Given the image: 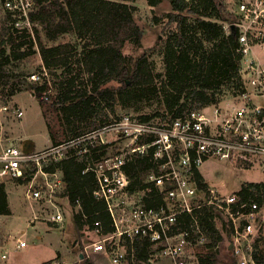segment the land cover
Here are the masks:
<instances>
[{
	"label": "trees",
	"instance_id": "16d2710c",
	"mask_svg": "<svg viewBox=\"0 0 264 264\" xmlns=\"http://www.w3.org/2000/svg\"><path fill=\"white\" fill-rule=\"evenodd\" d=\"M30 1L33 3L29 14L32 30L15 29L10 24L9 14L0 17V67L39 51L46 70L62 69L63 79L56 84L58 109L71 135L69 142L119 122L103 113L106 105L114 102L115 89L107 85L109 82H116L119 91L156 89L161 75L156 72L149 53L144 52L135 61H127L123 53L127 41L139 42L142 38L134 19L137 8L129 4V0ZM161 1L147 0L153 7ZM171 6L168 19L169 23H176V29L169 33L162 49L166 79L162 98L166 109L173 114L169 121L192 110L217 105L220 101L216 92L224 85L235 88L233 95L243 89L239 42L234 31L227 34L224 29L225 23L231 20L223 3L219 0H171ZM186 14L194 16V20ZM39 27L50 42L66 34H75L82 43L80 47L71 42L48 46L41 39ZM85 77L87 82L77 86V79L83 81ZM40 89L43 88H37ZM110 108L114 113L113 106ZM150 120L151 116H142L138 121L150 123ZM104 153L99 146H91L89 152L83 154L67 147L65 157L51 158L45 165L49 172L61 171L69 203L76 210L74 221L79 232L85 225L93 230L98 220L103 224V232L114 230L106 203L94 195L95 174L86 171L88 165ZM154 168L150 154L128 162L124 169L131 180L128 191H145V207L158 210L164 203L163 198L153 183L145 182L147 172ZM194 179L199 189L207 193L209 187L199 170L195 171ZM236 193L243 199L264 205V181L243 184ZM215 209L204 203L192 212L180 213L171 235L188 233V239H194L206 234L215 239L218 232ZM9 213L8 192L3 184L0 185V215ZM132 246V264H148L156 252L153 250L156 244L149 238L136 236ZM255 258L258 264H263L257 253ZM216 259L215 254H208L207 259H200V264H214ZM84 262L92 264L90 260Z\"/></svg>",
	"mask_w": 264,
	"mask_h": 264
},
{
	"label": "built area",
	"instance_id": "2783aa9c",
	"mask_svg": "<svg viewBox=\"0 0 264 264\" xmlns=\"http://www.w3.org/2000/svg\"><path fill=\"white\" fill-rule=\"evenodd\" d=\"M0 10L11 16L10 24L17 30H30L29 14L33 10L30 0H0ZM227 34L236 33L241 58L243 89L225 105H213L192 110L184 116L159 125L141 123L129 117L108 124L97 132L61 146L53 158L67 155V147L78 149V154L89 152V147L99 146L105 153L87 167L96 177L94 195L106 203L113 231L103 232L102 222L96 221L91 230L98 240L85 241L83 257L100 254L111 264H119L127 257L133 260V240L136 236L149 238L156 245L162 244L161 256L171 264H188V246L192 243L188 233L171 235L177 217L182 212H192L204 203L222 210L231 228L229 248L233 264H258L255 258V241L264 228V205L252 199H243L232 193L224 198L215 189L207 193L199 189L194 173L210 158L229 160L242 168L259 167L264 170V0H238L236 21L225 23ZM43 72L33 73L31 81L42 83L47 77ZM35 94V93H33ZM51 87L40 94V109L50 112ZM4 106L0 111H8ZM17 117L24 111L17 107ZM1 125V119H0ZM113 135L112 138L108 136ZM128 142L112 150L120 138ZM2 139L0 138V142ZM152 156L155 168L147 172L146 183H153L163 198V205L155 210L146 208L142 198L128 203L131 180L125 171L128 162ZM44 153H24L18 146L1 145L0 185L8 179L23 180L30 176L26 189L29 202L45 204L54 223L64 221L59 202L65 183L60 171L49 172L41 161ZM51 159V158H50ZM34 164L33 171L30 165ZM201 191V192H200ZM203 192V193H202ZM202 193L203 198L198 195ZM127 247H126V246ZM18 247H26L24 241ZM154 254L149 262H153ZM7 259V255H2ZM52 264H57L52 262Z\"/></svg>",
	"mask_w": 264,
	"mask_h": 264
},
{
	"label": "rangeland",
	"instance_id": "374dc122",
	"mask_svg": "<svg viewBox=\"0 0 264 264\" xmlns=\"http://www.w3.org/2000/svg\"><path fill=\"white\" fill-rule=\"evenodd\" d=\"M186 1L192 2V0ZM219 1L223 3L229 13L231 23L235 22L238 0ZM128 3L137 8L134 19L141 31L142 38L139 42L135 39L127 41L123 47V53L127 61H135L144 52L149 53L156 72L160 73L161 76L157 80L156 89L143 88L119 91V85L116 82H109L107 85L115 89L114 102L106 105V110L103 113L107 114L110 120L114 119V121H121L125 117L138 121L142 116H151L150 124L159 125L169 121L173 115L166 109L162 98L163 84L166 83L162 49L169 33L176 29V23H169L168 19V13L172 12L171 0H162L154 7L150 6L147 0H129ZM4 14L0 10L1 18ZM186 16L190 20L195 18L191 14H186ZM39 30L42 41L48 46L71 42L80 47L82 43L75 34H66L57 41L50 42L46 39L40 27ZM261 58L264 61V53H262ZM241 64L240 62V66ZM43 68V60L39 51L34 52L25 59L12 61L10 64L0 67V110L4 106L9 107L8 111H0V138L2 139L0 149L1 145L14 144L24 153H44V159H41V161L49 162L50 158H53L56 151L61 147L56 146V144H68L71 135L63 125L58 109L56 84H59L63 79L61 77L62 69H54L51 72L46 70L47 77L42 85L31 81L30 76L33 73L43 72ZM87 80V77L83 81L77 79V86L83 85L79 83H86ZM49 87H51L50 112L43 114L40 109V94ZM37 88L43 89L38 91ZM234 93L235 88L232 85L222 86L216 92V98L220 101L217 105H225L227 101L231 100ZM109 106H113L114 113ZM17 107L24 111L25 116L22 118L17 117L15 114ZM21 120H26V126H20ZM108 138L115 139L113 135L108 136ZM127 142L128 140L125 137L120 138L118 144L112 150L124 147ZM68 147H71V145H68ZM30 168L33 171L34 164H31ZM201 169L208 180L217 187L216 195L219 198L236 193L243 184L264 181V170L262 168L249 167L247 170L229 160L210 158L202 165ZM29 181L30 176L28 175L23 180L8 179L5 182L10 213L0 215V264H42L45 260H52L57 264H85V260L92 261L93 258L83 257V244L85 241L94 242L99 237H96L89 226L85 225L80 232L77 230L75 237L69 240L67 219L72 217L73 220L76 210L72 206L69 207L68 201L60 196L59 201L64 203L62 206L64 221L62 224L48 221L46 218L47 208L41 203L29 202L26 199V189ZM144 193L145 191H136L124 197L131 204L132 202H138ZM202 193H199L196 201L199 198L204 199ZM215 214L217 215L216 227L218 231L215 239L206 234H201L194 239L189 238L192 243L187 248L189 254L188 264H200V259H207L208 254L216 255L217 259L214 264H229L232 255L229 248V241L231 240L230 223L222 210L215 209ZM21 241H24L27 246L18 247ZM61 243H63V246L67 245L68 250L73 252V256L60 250L62 254L58 253L56 258ZM161 246L162 244L153 247V250H156L153 257L154 264H167L166 259L161 256ZM255 253L258 254L264 264V228L260 237L255 241ZM4 254L7 255L6 260L2 259ZM130 260L127 257L119 264H132ZM100 262L102 264L111 263L103 261V259ZM92 263L95 264V261H92Z\"/></svg>",
	"mask_w": 264,
	"mask_h": 264
},
{
	"label": "crops",
	"instance_id": "0c3cea01",
	"mask_svg": "<svg viewBox=\"0 0 264 264\" xmlns=\"http://www.w3.org/2000/svg\"><path fill=\"white\" fill-rule=\"evenodd\" d=\"M25 116V115H24ZM26 124H27V122H26V120L25 121H20V126H26ZM0 143H2V142H0ZM207 162V161H206ZM205 162V163H206ZM202 168V167H201ZM199 169V171H200V173H201V175L203 176V178H204V180H205V183L208 185V187H209V190L210 189H215L216 191H218V189H217V187L213 184V183H211L209 180H208V178L206 177V175H205V173L202 171V169ZM243 169H249V168H243ZM61 172V171H60ZM62 174V173H61ZM5 186H6V184H4ZM238 192V191H237ZM235 193V192H234ZM232 194V193H231ZM61 196H63V199H65V200H67L68 202V205H69V207H71V205H70V203H69V200H68V197H67V195H66V192L64 191V192H61ZM60 198V197H59ZM60 203H61V206H63V202L62 201H59ZM37 203V202H36ZM43 206H45L46 208H47V206L45 205V204H43ZM48 208L46 209V213H47V220L48 221H50V222H52L49 218H50V214L48 213ZM54 223V222H53ZM63 223V222H62ZM62 223H57V224H62ZM67 226H68V228L67 229H69V231H68V238H69V240H71L73 237H75L76 236V232H77V226H76V224H75V221H74V218H73V220H72V217H70V218H68L67 219ZM69 225H70V227H69ZM61 241V240H60ZM62 242V241H61ZM62 245H60L61 247L57 250V255H56V258L58 257V253L60 254L61 253V251L60 250H62V252H65L66 251V253H69V254H72V256H73V252L72 251H69L68 250V247H67V245L65 244V246H63V243H61ZM73 244H74V240H73ZM26 246H27V244H26ZM73 247H74V245H73ZM58 251H60V252H58ZM62 254V253H61ZM52 258H54V257H52ZM92 261H95V264H102L100 261H101V259H103V261L105 260V261H107V262H109L110 263V261H109V259L107 258V257H105V256H103V255H100V254H94L93 256H92ZM3 259V258H2ZM51 259V258H50ZM99 259V260H98ZM131 259V258H130ZM166 259V258H165ZM49 260V259H48ZM10 261V260H9ZM45 261H47V260H45ZM45 261H43V263L45 262ZM91 261V260H90ZM91 261V262H92ZM130 261H132V260H130ZM166 261H167V264H171V262L168 260V259H166ZM233 262V256L231 255V258H230V262H229V264H233L232 263ZM42 263V264H43ZM93 264V263H92ZM104 264V263H103ZM111 264V263H110Z\"/></svg>",
	"mask_w": 264,
	"mask_h": 264
}]
</instances>
